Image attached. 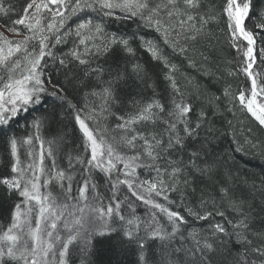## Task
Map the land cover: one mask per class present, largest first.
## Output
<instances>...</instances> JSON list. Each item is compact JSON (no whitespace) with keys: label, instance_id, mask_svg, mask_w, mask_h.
<instances>
[{"label":"snow or ice","instance_id":"1","mask_svg":"<svg viewBox=\"0 0 264 264\" xmlns=\"http://www.w3.org/2000/svg\"><path fill=\"white\" fill-rule=\"evenodd\" d=\"M202 7L201 0H158L156 3L153 0H24L21 12L17 14L18 18L12 24L23 25L27 34L23 39L13 41L0 33V69L7 73L6 77H0V84L3 85L0 88V125L8 124L21 111H35L44 103L45 95L49 94L46 86L48 81L44 79L47 63L45 58L51 57L54 62L56 60L49 42L51 39L57 44L63 42L61 29L66 26L71 16L91 10L104 18L114 17L117 12L124 19L139 18L144 26L154 28L160 33L164 43L175 50L181 39L195 40L206 25L216 19L215 16L201 14ZM11 11L12 8L0 6V15L8 16ZM251 11L252 0H226L223 8L230 42L233 48L242 50L245 64L242 70L251 81L250 95H246L248 90L245 89L234 99L264 126V85H258L251 71L256 62L254 32L246 25ZM45 13H48V17ZM255 27L264 30V18ZM8 30L19 33L15 27H9ZM69 34L64 33L65 36ZM74 34L79 38L80 44H85L86 40H98L99 43L93 44L88 51L97 58L105 57V62L117 49L127 53L134 51L129 38L105 32L102 24H93L91 18L82 20L76 26ZM238 41L246 42V48H242ZM143 43L152 58L162 60L168 68L166 79L171 81L174 93L169 104L159 100L135 101L132 114L117 117L122 121L116 125L119 135L111 134L106 128L90 127L88 121L97 119L100 113L113 114L110 110L119 101L117 89L121 80L127 76L128 70L125 68L121 72L117 67L114 75L109 72L112 78L104 81L99 91L89 94L90 98L98 101L91 106L86 104L78 107L66 95L59 94L63 91L59 85L54 86L56 90L50 93L61 101H67L68 109L74 113L75 124L82 134L84 151L89 155L82 156L77 153L69 156L68 169L61 168L53 159L51 168L45 169L44 141L37 136L35 139L41 143L40 163L22 168L17 158L18 144L31 145L33 137L29 135L22 141L15 137L10 139L11 157L14 161L11 173L14 175L0 178V185L10 195H18L23 199L14 205L10 226L0 231V264H67L70 246L78 244L81 245V251H85L91 246L94 236L116 231L112 227L116 219L121 222L120 230L126 237L121 243L138 245L140 254L137 264H149L144 255L146 241L149 239L161 242L160 260L157 261L153 256L152 264H185L177 253H183L185 257L199 253L200 264H205V250L208 253L215 251L213 240H205L202 247L197 241L195 249H171L168 243L179 232V225L185 223V220L180 212L171 210L153 196L161 197L169 205L174 204L175 201L169 198V193L180 191L181 182L186 188L195 182L197 176L211 175L212 165L208 163L206 156H202L203 145L199 148L195 146L200 142L201 131L209 118L204 110L193 118V106L184 102L183 95L171 75L175 71V65H170L161 55L158 45L152 41ZM180 51L184 52L186 49L181 47ZM17 54H21L22 58ZM260 54L264 58V49ZM71 56L81 65L89 63L82 58L79 51L73 50ZM59 64L68 66L66 58L59 59ZM105 71L107 70L102 67L92 69L98 78ZM132 71L137 77L144 78L141 65H133ZM225 95H228L227 90ZM47 115L45 111L34 117L32 126L39 130ZM149 122L159 124V129L146 132L135 127ZM211 131L209 128L208 132ZM55 143L56 141L47 142L49 157L54 156L52 145ZM29 156L33 154L29 152ZM76 165L81 166L78 175L82 183L73 175ZM139 168L155 172L156 176L152 179H141L137 173ZM94 172L104 174L105 183L109 185L108 195L99 192L92 179ZM165 176L172 181L171 184L166 182ZM74 183L77 184L75 196L72 195ZM50 184L58 185L60 192L42 191L48 189ZM121 186H126L136 200L142 201L148 207L150 218L140 221L139 217L132 215L126 219L122 214V205L127 203L133 213L135 207L129 202L127 195L120 198ZM221 192L227 195L226 189H221ZM242 204V201L231 202V207L239 211L242 219L229 223L235 230L237 242L250 247L260 258L258 264H264V247H252V241L244 234L249 231L250 224L249 214L243 212ZM188 211L200 220L211 215H199L190 209ZM216 214L224 215L223 212ZM158 215L166 217L171 225L170 232L160 222ZM141 223L143 234L140 230ZM225 232L226 229L217 224L214 225L212 235ZM239 264H257V261H249L247 255L242 254Z\"/></svg>","mask_w":264,"mask_h":264},{"label":"trees","instance_id":"2","mask_svg":"<svg viewBox=\"0 0 264 264\" xmlns=\"http://www.w3.org/2000/svg\"><path fill=\"white\" fill-rule=\"evenodd\" d=\"M158 0H153V3ZM201 14L215 16L216 19L206 25L203 31L195 40L181 39L174 50L169 44L164 43L160 33L154 28L144 26L139 18L124 19L122 14L117 12L116 16L104 18L91 10L71 16L66 26L61 29L63 42L57 44L54 39L50 40L51 51L56 57L55 62L51 57H46L44 79L48 81V93L45 95L44 103L35 111L23 112L9 120L6 125H0V178L11 177V165L14 162L11 157L10 139L15 137L21 140L31 135L33 143L25 145L18 144L17 158L20 167L26 168L29 164L39 165L41 143L44 141V167L50 169L53 159L64 169H68L69 156L77 153L87 156L83 148V138L78 126L75 124L74 113L68 109L67 101L50 95L55 91L56 85L63 88L60 95H66L68 100L78 107L86 104L91 106L94 98H90L92 91H99L104 81L111 79V71L119 67L121 72L127 68V76L121 80L117 89L119 101L111 108V113H100L97 119L88 121L92 128H106L111 134L119 135L116 125L121 123L118 116H127L133 113L135 101L159 100L161 103L169 104L174 95L171 88V81L166 79L168 68L162 60L152 58L151 53L144 45V41H152L158 45L161 55L164 56L170 65H175V71L171 73L179 92L183 95L184 102L193 106V118L201 110L208 114V123L203 127L200 134V142L195 146L203 145L202 156L212 165L211 175L205 177L197 176L194 183L186 188L182 182L181 190L170 192L169 198L175 201L174 204H167L161 197H155L160 203H164L173 211H178L184 217L185 223L179 225V232L170 243L171 249L184 248L195 249L197 241L203 246L205 240L215 242V251L208 253L205 250V264H239L240 255L246 254L249 261L260 258L251 251V248L237 242L235 230L229 221L235 223L242 219L239 211L231 207V202L242 201V210L249 214L250 229L244 233L252 241V247H264V128L257 123L251 115L243 108L238 100H235L241 90H250V80L242 68L245 66L243 52L233 48L231 37L227 27V18L223 14L226 0H201ZM24 0H0V6L12 8L8 16L0 15V33L8 39L9 27H15L22 34L23 39L27 30L23 25H13L12 21L18 18ZM48 17V13H45ZM91 18L93 24L101 23L105 32L111 34L125 35L129 38L132 53L117 49L107 57H95L88 50L98 40H86L85 44L79 43L75 36L76 26L82 21ZM264 18V0H252V11L246 25L254 32L256 44L254 54L256 62L251 71L256 75L258 85H264V58L261 57V50L264 49V30L258 29L255 25ZM46 23V20L44 21ZM174 22V21H173ZM64 33H70L64 35ZM87 35V34H85ZM242 48H246V42L238 41ZM35 46L38 49V42ZM183 47L186 51L181 52ZM73 50L79 51L83 59L89 61L86 64H79L71 56ZM94 51V50H93ZM87 53V54H86ZM21 56V54H17ZM22 58V56H21ZM66 58L67 67L59 64V59ZM141 65L144 69V78L141 79L132 71V66ZM102 67L106 69L98 78L93 74L92 69ZM4 69H0V77H6ZM3 85L0 84V88ZM227 90L228 95H225ZM179 99V97H177ZM47 112L45 122L37 130L32 126L34 117L42 112ZM97 111H99L97 109ZM141 131L151 132L158 130L160 125L142 123L135 126ZM211 128V133L208 129ZM39 136L40 140L35 137ZM48 141H56L52 145L54 156L47 154ZM29 152L33 156H29ZM186 158V157H185ZM80 165H76L73 175L82 183L78 173ZM37 173L39 170L37 168ZM137 173L141 179H152L155 172L139 168ZM29 175L31 173H28ZM92 179L97 184L99 192L109 194V185L105 183L103 173H93ZM167 183V176L164 177ZM77 184H73L72 195L75 196ZM195 189V190H193ZM221 189L227 190V195L222 194ZM59 193L60 188L56 184H50L48 189ZM121 196H128L129 202L135 207V212L127 206L122 205V214L129 219L132 215L146 221L150 218L148 207L142 201L136 200L128 192L126 186L120 187ZM23 198L18 195H10L3 185H0V231L7 229L11 224V214L14 205ZM34 203V202H33ZM199 215L211 213L207 219L200 220L195 215H190L188 210ZM23 210V206H22ZM223 212L224 215H217ZM160 222L171 231L166 217L158 215ZM34 224V218H33ZM221 225L226 229L225 233L214 232V225ZM112 227L116 231L108 232L105 235H97L92 238V244L85 251H81V245L70 246V255L67 264H137L139 260L138 245L121 243L126 240L121 232V222L116 219ZM143 234V223L140 226ZM159 240H147L144 255L152 264V257L160 260ZM248 247L247 253L245 249ZM170 249V250H171ZM185 264H200V254L184 256L177 253Z\"/></svg>","mask_w":264,"mask_h":264},{"label":"rangeland","instance_id":"3","mask_svg":"<svg viewBox=\"0 0 264 264\" xmlns=\"http://www.w3.org/2000/svg\"><path fill=\"white\" fill-rule=\"evenodd\" d=\"M7 34H8V37H9V39L10 40H12V39H19L20 37H22V34H16V33H8L7 32ZM254 74V73H253ZM254 76H255V78H256V75L254 74ZM251 83V82H250ZM250 89H251V84H250ZM248 95H250V90H249V93H248ZM259 99V98H258ZM245 110H246V108H245ZM247 111V110H246ZM248 112V111H247ZM249 113V112H248ZM249 115H251L250 113H249ZM252 116V115H251ZM252 118L257 122V123H259L253 116H252ZM263 128H264V126H262Z\"/></svg>","mask_w":264,"mask_h":264}]
</instances>
